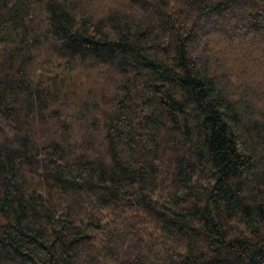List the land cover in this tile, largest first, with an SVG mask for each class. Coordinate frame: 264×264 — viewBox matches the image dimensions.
I'll return each instance as SVG.
<instances>
[{
	"label": "trees",
	"instance_id": "16d2710c",
	"mask_svg": "<svg viewBox=\"0 0 264 264\" xmlns=\"http://www.w3.org/2000/svg\"><path fill=\"white\" fill-rule=\"evenodd\" d=\"M0 264H264V0H0Z\"/></svg>",
	"mask_w": 264,
	"mask_h": 264
}]
</instances>
